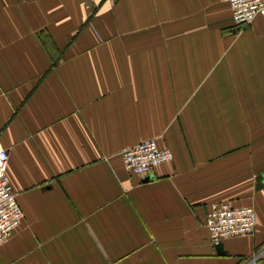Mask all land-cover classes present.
<instances>
[{"label":"crops","instance_id":"obj_1","mask_svg":"<svg viewBox=\"0 0 264 264\" xmlns=\"http://www.w3.org/2000/svg\"><path fill=\"white\" fill-rule=\"evenodd\" d=\"M219 0H0V264H264V18ZM155 139L149 175L120 155ZM254 210L212 247L207 206ZM258 257L256 260L253 259Z\"/></svg>","mask_w":264,"mask_h":264},{"label":"built area","instance_id":"obj_2","mask_svg":"<svg viewBox=\"0 0 264 264\" xmlns=\"http://www.w3.org/2000/svg\"><path fill=\"white\" fill-rule=\"evenodd\" d=\"M112 2L115 0H111ZM229 6L230 20L234 27L244 28L257 16L264 18V0H219ZM123 170L132 175L147 176L156 167L173 160L168 148H159L155 139L140 142L126 149L121 155ZM8 154L0 149V247L20 226L24 216L16 194L11 190L7 172ZM204 227L212 247L224 240L252 235L256 227V216L250 207H234L227 202L211 203L207 206ZM259 257V256H258ZM255 256L253 259H257Z\"/></svg>","mask_w":264,"mask_h":264},{"label":"water","instance_id":"obj_3","mask_svg":"<svg viewBox=\"0 0 264 264\" xmlns=\"http://www.w3.org/2000/svg\"><path fill=\"white\" fill-rule=\"evenodd\" d=\"M221 245L222 244H220L216 248L215 247L214 248L216 249L217 254L222 256L223 255V252H222V249H221Z\"/></svg>","mask_w":264,"mask_h":264}]
</instances>
